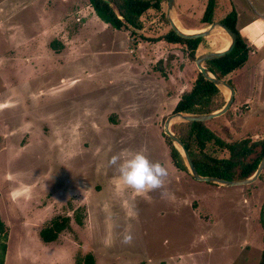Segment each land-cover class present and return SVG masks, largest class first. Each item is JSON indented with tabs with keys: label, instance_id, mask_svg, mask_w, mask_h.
Listing matches in <instances>:
<instances>
[{
	"label": "rangeland",
	"instance_id": "374dc122",
	"mask_svg": "<svg viewBox=\"0 0 264 264\" xmlns=\"http://www.w3.org/2000/svg\"><path fill=\"white\" fill-rule=\"evenodd\" d=\"M208 2L200 0L184 25L200 31ZM147 17L132 33L102 21L89 0H0L5 264H76L86 254L95 264L259 263L264 174L225 187L173 166L164 124L199 70L186 46L143 39L168 30ZM258 74L263 83L264 64ZM241 76L246 89L233 81L230 114L208 121L224 138L264 135V89L254 96V77ZM182 122L172 123L174 134ZM141 149L168 169L167 196L131 189L108 164L113 154ZM64 217L70 228L45 243L40 232ZM125 230L134 236L131 245L121 243Z\"/></svg>",
	"mask_w": 264,
	"mask_h": 264
},
{
	"label": "trees",
	"instance_id": "16d2710c",
	"mask_svg": "<svg viewBox=\"0 0 264 264\" xmlns=\"http://www.w3.org/2000/svg\"><path fill=\"white\" fill-rule=\"evenodd\" d=\"M89 3L96 15L116 30L139 32L144 29L147 16L151 15V19H154L156 24H166L168 30L156 38L143 37V39L184 45L191 61H196L204 53L214 51L213 48H218L217 50L222 48L221 43L215 37L185 39L179 36L166 19L167 0H89ZM215 11L214 0H209L198 24L204 27L214 24L216 22ZM236 22L235 12L221 20V24L233 31L237 37L233 51L204 63V66L215 76L229 84H232V74L244 67L251 52V47L237 29ZM210 43L214 46L212 47ZM163 76L166 78L165 74ZM225 103L224 93L199 72L192 88L185 92L175 105L173 114H210L220 110ZM230 109L220 118L227 117L231 112ZM209 122H182L173 128L189 152L198 173L203 177H216L227 181L243 180L253 176L264 159V137L255 139L245 136L235 139L229 136L224 138L217 130L208 126ZM164 137L170 149L173 166L180 171L189 172L181 153L168 136L164 134ZM263 174L264 171L261 177ZM69 220V217L54 219L40 232L42 240L45 243L55 242L59 235L70 226ZM262 226L264 229V217H262ZM9 232V227L0 213V264H5ZM76 264H95V258L92 254H86L78 259ZM258 264H264V249Z\"/></svg>",
	"mask_w": 264,
	"mask_h": 264
},
{
	"label": "crops",
	"instance_id": "0c3cea01",
	"mask_svg": "<svg viewBox=\"0 0 264 264\" xmlns=\"http://www.w3.org/2000/svg\"><path fill=\"white\" fill-rule=\"evenodd\" d=\"M199 1L200 0H175L176 16L181 25L186 24V20L189 19L186 18V14L194 11V9L199 5ZM214 3L216 8L214 13V17L216 19L215 23H221V20L235 12L237 15V29L251 47L249 58L244 67L232 74L231 77H233L236 73H240L238 76L236 75L235 78L233 77V79H231L232 85L233 81H235L240 89H246V83H242V80L247 82L248 79L241 75L242 73L246 76L251 75L250 79L252 80L254 77L255 81H251V83H249V85H251L250 88L255 90L253 93L254 96H259L260 87L264 89V82H259L260 75L258 74L259 69L264 64V0H214ZM196 16L197 15H195V17ZM188 25H186L185 28L193 31L194 28L189 27ZM208 27H204L202 25L201 30H205ZM221 50H223V48L219 49L218 51ZM234 89L236 91V97L238 91L236 88ZM254 101L256 104L262 103L261 99L258 97H254ZM248 103L245 106L246 108H249ZM259 136L264 137V135H256L255 137H251L258 139L261 138Z\"/></svg>",
	"mask_w": 264,
	"mask_h": 264
},
{
	"label": "water",
	"instance_id": "95a60500",
	"mask_svg": "<svg viewBox=\"0 0 264 264\" xmlns=\"http://www.w3.org/2000/svg\"><path fill=\"white\" fill-rule=\"evenodd\" d=\"M174 16L177 18L176 11H175V0H167V13H166L167 20L169 21L171 28L182 38H185V39L207 38V37L213 36L215 34V31L217 28L223 29L231 37V44L227 49L217 51V52L205 53V54L201 55L199 58H197L195 61L199 72L207 80L213 82L219 89H221V90L223 88L227 89L229 91V96L227 97V95H226L227 101H226V104L224 105L223 108H221L220 110L215 111L213 113H210V114H205V115H191V114H184V113L171 114L167 118V120L165 121L164 133L166 136H168L171 139L175 148L181 153V155L184 158L185 163L188 167V170H189V172L192 175L194 180L199 181V182L209 183V184H215V185H219V186H225V187L253 184L259 179L262 172L264 171V159L261 161V163H260L257 171L255 172V174L253 176L247 178V179L236 180V181H227V180H224L221 178H216V177H203L196 170L195 165H194V163L190 157V154L187 151V149L185 148L182 141L170 129L172 123L176 122V121L208 122V121H211L213 119L224 116L229 111L230 107L232 106V104L234 102L235 93H236L234 87L231 84H229L228 82H225L222 79H219L217 76H215L210 70H208L204 66V63L207 60H212V59H216V58L228 55L233 51V49L235 48L236 43H237V37H236L235 33L221 23H214L205 30H200V31H197L193 34H188V33L183 32L182 30H180L177 27V25L174 22Z\"/></svg>",
	"mask_w": 264,
	"mask_h": 264
},
{
	"label": "clouds",
	"instance_id": "9594fccd",
	"mask_svg": "<svg viewBox=\"0 0 264 264\" xmlns=\"http://www.w3.org/2000/svg\"><path fill=\"white\" fill-rule=\"evenodd\" d=\"M145 152L146 149H141L123 158L119 153L113 154L108 164L116 168L120 179L131 189L137 192L161 190V196L165 197L168 195L165 189L168 169L158 161H151ZM133 240L131 230H125L121 236V243L131 245Z\"/></svg>",
	"mask_w": 264,
	"mask_h": 264
},
{
	"label": "bare ground",
	"instance_id": "6f19581e",
	"mask_svg": "<svg viewBox=\"0 0 264 264\" xmlns=\"http://www.w3.org/2000/svg\"><path fill=\"white\" fill-rule=\"evenodd\" d=\"M174 22L177 25V27L180 30H182L183 32H185V33L193 34V33L196 32V31L188 30L185 27H183V25H181V23L179 22V20L175 16H174ZM215 34L218 35L219 37H221V39H223L224 42H226L225 47L223 48V50L227 49L230 46V44H231V37L229 39L228 38L229 35L221 28H217L216 31H215ZM222 90L226 93L227 96H229V91L227 89L223 88ZM10 262L11 261H9V259H8V264H11Z\"/></svg>",
	"mask_w": 264,
	"mask_h": 264
}]
</instances>
